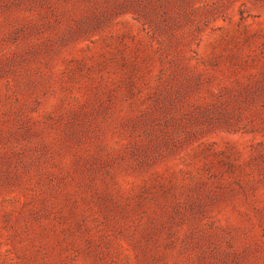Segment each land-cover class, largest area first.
Listing matches in <instances>:
<instances>
[{
	"label": "rangeland",
	"instance_id": "1",
	"mask_svg": "<svg viewBox=\"0 0 264 264\" xmlns=\"http://www.w3.org/2000/svg\"><path fill=\"white\" fill-rule=\"evenodd\" d=\"M0 264H264V0H0Z\"/></svg>",
	"mask_w": 264,
	"mask_h": 264
}]
</instances>
